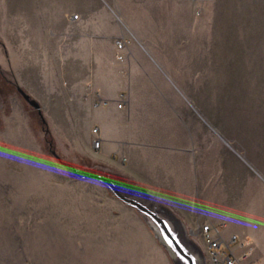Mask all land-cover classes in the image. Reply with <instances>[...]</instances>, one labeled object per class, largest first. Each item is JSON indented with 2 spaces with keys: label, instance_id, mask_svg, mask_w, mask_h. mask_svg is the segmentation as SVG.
<instances>
[{
  "label": "crops",
  "instance_id": "0c3cea01",
  "mask_svg": "<svg viewBox=\"0 0 264 264\" xmlns=\"http://www.w3.org/2000/svg\"><path fill=\"white\" fill-rule=\"evenodd\" d=\"M199 1L0 4V36L8 48L9 66L41 107L52 111L54 132L69 143L81 166H99L134 179L191 230L236 210L221 185L220 141H206L203 125L199 130L198 119L183 110L186 89L171 79L188 75L189 61L198 59L188 51L189 38L173 29L187 28L186 18L195 16ZM119 37L131 40L122 63L115 60ZM96 91L112 102L125 92L126 107L96 106ZM94 126L100 127L103 138L98 150L92 146ZM68 182L82 189L69 194L70 199H118L97 180ZM116 202L150 236L142 217ZM108 218L102 217L101 225ZM237 231L242 238H255ZM154 246L163 263L172 264L166 252Z\"/></svg>",
  "mask_w": 264,
  "mask_h": 264
},
{
  "label": "rangeland",
  "instance_id": "374dc122",
  "mask_svg": "<svg viewBox=\"0 0 264 264\" xmlns=\"http://www.w3.org/2000/svg\"><path fill=\"white\" fill-rule=\"evenodd\" d=\"M197 9L187 28L173 31L189 38L198 59L189 61L188 75L171 79L186 89L183 110L203 125L206 141H220L221 185L236 206L220 221L251 233L264 262V0H200ZM7 57L0 36V264H164L155 243L166 250L121 200L68 198L82 190L68 181L80 178L51 150L79 168L81 159L42 107L45 132ZM102 217L109 218L101 225Z\"/></svg>",
  "mask_w": 264,
  "mask_h": 264
},
{
  "label": "water",
  "instance_id": "95a60500",
  "mask_svg": "<svg viewBox=\"0 0 264 264\" xmlns=\"http://www.w3.org/2000/svg\"><path fill=\"white\" fill-rule=\"evenodd\" d=\"M17 90L29 105L42 113V107L35 98L20 86ZM51 153L75 177L101 182L125 205L135 209L166 250L173 264H208L202 247L192 237V231L185 221L143 185L122 173L103 167L79 168L74 163L64 161L55 150L52 149Z\"/></svg>",
  "mask_w": 264,
  "mask_h": 264
},
{
  "label": "built area",
  "instance_id": "2783aa9c",
  "mask_svg": "<svg viewBox=\"0 0 264 264\" xmlns=\"http://www.w3.org/2000/svg\"><path fill=\"white\" fill-rule=\"evenodd\" d=\"M78 16V14H74L72 18L77 19ZM130 42L131 40L125 37H119L115 40V60L118 63L125 61L127 57L126 49ZM89 90H91V86ZM95 97L96 106H113L118 109L126 107L125 92L120 93L116 102L105 99L99 91L95 92ZM92 135V146L98 150L101 148L103 140L99 126L92 127ZM191 231L192 237L202 247L208 264H264L255 257L252 242L228 229L225 221H205L197 230Z\"/></svg>",
  "mask_w": 264,
  "mask_h": 264
},
{
  "label": "trees",
  "instance_id": "16d2710c",
  "mask_svg": "<svg viewBox=\"0 0 264 264\" xmlns=\"http://www.w3.org/2000/svg\"><path fill=\"white\" fill-rule=\"evenodd\" d=\"M15 84V86L18 88L19 87V85L17 84V83H14ZM40 116H41V119H42V122H43V124H44V127H46L45 128V132L48 134V133H50V129L48 128V124H47V121H46V118L44 117V115L41 113L40 114Z\"/></svg>",
  "mask_w": 264,
  "mask_h": 264
}]
</instances>
